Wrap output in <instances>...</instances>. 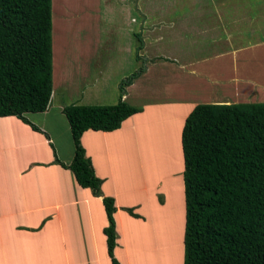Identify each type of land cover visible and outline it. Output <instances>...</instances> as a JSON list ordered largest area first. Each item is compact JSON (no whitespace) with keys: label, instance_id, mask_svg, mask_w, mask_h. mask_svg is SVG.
Wrapping results in <instances>:
<instances>
[{"label":"crops","instance_id":"1","mask_svg":"<svg viewBox=\"0 0 264 264\" xmlns=\"http://www.w3.org/2000/svg\"><path fill=\"white\" fill-rule=\"evenodd\" d=\"M201 4L203 5L198 9V25L188 29L191 31L190 35H182L179 40L171 37L168 43L167 38L162 43L155 41L144 49L139 47L137 59L147 62L133 81L124 85L122 97L116 95V84L114 100L106 104L114 105L119 100L126 103L129 101L130 106L140 108L141 112L127 118L115 131L88 130L82 134L81 145L91 160L95 176L102 180L101 197L93 195L90 189L79 187L72 172L61 166V163L69 165L73 158L70 128L62 114V108L64 105L77 104L71 98L72 87L68 82L71 72L67 75V69L74 66L75 61L80 64L87 60L85 64L88 70L85 72L89 75V64L93 59L88 55L90 51L92 56L98 48H104L106 40L103 41L102 36L90 35L87 39L89 47L80 50L78 55L76 47L69 46L65 50L60 48L57 72L61 70V73L56 81L53 74L48 109L39 115L25 116L40 132L33 131L15 117L0 118V139L4 141L0 154L6 153V156L0 155V264H112L103 234V229L108 225L102 205L104 197L114 200L116 246L113 255L119 264H138V259L146 260L157 252L155 250L159 251L162 244L167 247L162 239L160 241L163 242L159 241L158 244L154 240L152 245L155 250H151L147 241L154 238L153 234L146 239L138 234L136 238L137 227L138 231L142 228L146 235L150 230L155 233L161 218L156 221L158 215L156 213L155 219L153 210H165L167 205L166 201L159 200L146 205L137 201L139 191H149L143 185L144 180L139 187L136 182L132 184V180L141 174V162L137 160L138 157L130 156V160L122 163V154L126 149L125 155L130 154L131 148L141 143V138L150 137L149 129L158 126V134H162L154 136L157 138L154 145L156 151L160 154L164 147H171L173 137V145L178 148L180 155L177 170L180 168L179 172L182 174L184 163L181 132L185 119L195 106L264 103V79L255 74L254 70L256 63L259 65L264 62V39L240 42L237 38L243 36L244 31L235 25L237 22L243 24L247 19L250 25H247L245 31L248 28L255 31L254 17L242 15L237 18L234 5H226V2L206 0ZM99 7L100 5H94L93 9L96 11ZM202 7L206 8L205 12H213L211 17L215 19L216 25L213 23L211 29L209 23H201L200 13L204 12ZM84 10L80 8L81 16L87 11ZM90 13L94 12L90 10ZM86 17L87 15L81 19L77 17L81 24L77 25L75 32L72 31V35L83 29L84 34H88L89 23L85 20ZM52 23L54 35V20ZM190 24L194 25L193 22ZM218 26L223 31L220 35ZM249 32L251 31L244 32V35ZM85 36L88 35L79 37ZM155 47L164 52L155 50ZM130 48H123V54L130 52ZM142 52H149V55L142 56ZM157 68L170 72L171 79L165 75L160 80L165 84L163 88L166 94L154 98L162 90L156 92L148 81L143 80L151 78L153 81L156 78L153 72ZM262 72L264 73V69ZM101 74L98 73L100 76ZM93 77L87 79V84ZM101 79L107 87L106 80ZM155 80L158 82V78ZM120 87L119 85V90ZM102 91L101 86L94 91L99 100L103 95ZM132 101H138L140 105L133 104ZM155 164L158 166V163ZM172 179L177 185L170 186L181 194L179 203L174 202V205L180 207L177 211L184 231L183 177L177 179L180 182L176 180V174ZM128 209L138 217L131 216ZM152 221L154 224L151 227ZM164 222L166 220L161 221V224ZM132 227L134 230L130 233L129 229ZM144 247L148 255L143 252ZM152 258L156 259L157 264H165L161 258L158 261L155 255ZM148 261L149 259L146 262Z\"/></svg>","mask_w":264,"mask_h":264},{"label":"trees","instance_id":"2","mask_svg":"<svg viewBox=\"0 0 264 264\" xmlns=\"http://www.w3.org/2000/svg\"><path fill=\"white\" fill-rule=\"evenodd\" d=\"M52 0H0V118L15 117L40 130L27 114L45 112L53 87ZM134 74L120 84L129 85ZM141 109L64 105L73 144L69 169L77 183L101 197L80 139L88 130L111 132ZM185 203L183 264H264V103L194 107L181 132ZM108 221L107 254L116 231L114 200L102 198ZM131 216L130 209L127 210Z\"/></svg>","mask_w":264,"mask_h":264},{"label":"rangeland","instance_id":"3","mask_svg":"<svg viewBox=\"0 0 264 264\" xmlns=\"http://www.w3.org/2000/svg\"><path fill=\"white\" fill-rule=\"evenodd\" d=\"M202 1L206 0H52V22L54 20V35L52 30V62L55 81L56 79L58 80V76L61 73V70L57 72V65L60 59V48L65 50L68 49L69 46L76 47V49H78L76 54L78 55L80 50L89 47L87 39L90 38V35H100L103 41L106 40L104 48H98V51L94 52L92 56L90 51L88 55L90 59H93L89 64V68H91L89 75L90 77H94L87 84V79L90 78L85 72L88 70L85 64L87 60L82 61L80 64L75 61L74 66L68 67L67 69V75L69 71L71 72L68 82L70 88L72 87L71 98L73 99V103L87 106L98 105L95 102H104L102 105L110 104L114 100V88H116V84H118L116 95L120 97L121 94L118 86L121 82H125V75L128 79V77L141 72L143 64L147 62L137 59L136 52L139 50V47L142 46V49H144L155 41L161 42L163 39L166 40V38L169 39L171 37H175V39L179 40L182 35H190L191 31H188V29L198 25V9L204 4H201ZM213 1L218 3L226 2V5L233 4L235 12L238 13L237 18L242 15H246L248 18L254 17L255 24L253 27L255 31L249 28L245 31L247 25H250L247 19L243 24L239 22L235 24L240 26L244 32L251 31L248 35H244L243 32V36L236 37L240 42H257L264 39V0ZM94 5L95 7L100 5V7L95 11L93 9ZM242 6L246 7L244 8ZM80 8L85 9L84 11L87 10V14L83 13L81 16V12H79ZM222 8L225 9L223 6ZM90 10L94 13L91 14ZM202 10L204 12L200 13L201 23H209V29H211L213 23L216 25L215 19L213 20V17H211L213 12H205V7H202ZM63 15H65L66 18H64ZM85 15H87L85 20L89 23V26L86 25L88 27V34H84L85 29H83L80 32L77 31L79 32L78 34L72 35L79 24L77 17L81 19L85 18ZM191 22H193L194 25H191ZM98 25L100 28H98ZM218 30L220 35L223 32L222 28L218 26ZM80 35L88 36L80 38ZM70 36L71 38H69ZM168 41H170V39L166 40L167 43ZM234 43L238 44L239 42L234 41ZM175 44H178V42H175ZM129 47H131L130 52L123 54L122 49ZM71 49L73 50L75 48ZM155 50L164 52L163 49L160 50L156 47ZM141 55H149V52H142ZM148 62H150V60H148ZM263 69L264 62H260L259 65L256 63L254 69L255 74H258L259 77L261 76L262 79H264ZM98 73H102L101 76L98 75ZM86 75L88 78L85 77ZM153 75L158 78V82L155 80L156 78L153 79V81H151V78H146L143 81H148L149 85L156 92L162 90L159 93L157 92L154 98L164 96V94H166V90L163 88L165 84H162L160 80L164 79L165 75L166 78L171 79V73L165 69L159 70V68H157L153 72ZM101 77L108 83L107 87H105V83ZM99 86H101L103 90V95L100 100L97 98L98 95L94 94V91L97 90ZM137 102L132 101L133 104L140 105ZM128 103L130 104L129 101ZM158 130V126L150 128L148 134L150 137L141 138V143L137 147L133 146L130 154L125 155L126 149L121 157L122 163L130 160V156L138 157L137 160L141 162V167L139 166L141 174L137 175L134 181L132 180V184L136 182L138 186L141 185V182L144 180L143 185H145V188L148 187L149 191H147V193L139 191L137 193V201L141 202L142 205H146L147 203H154L156 200H159L160 202L166 201L167 205V209L165 210H153L155 219L156 213L158 215L156 221L161 218L160 224L155 229V233L150 230L146 235V232L143 233L142 228L140 231H138L139 227L136 228V238H138V234L145 239L146 237L150 238L153 234L154 238L148 239L147 241L151 250H155V246L152 245L154 240L157 242L156 244H158L162 239L167 247L162 244V248L159 251L155 250L157 251L155 254L148 256V262H146L147 259L144 261L138 259L137 261L138 264H157L158 262L156 259L152 258V256L155 255L158 261L161 258V261L165 264H183L184 245L182 239H184V231L182 229L180 213L177 211L180 207L178 208L176 206L177 204L174 205V202L179 203L181 194L170 186L176 184L172 176L176 174V180L179 179V177L182 178L183 171L182 174H180V168L177 170L180 163V155L177 150L178 148L173 145L175 142L173 137H171L173 140V142H171V147L170 145L168 148L164 147L162 151L159 149V151H161L160 154L156 151L154 145L156 144L157 138L154 136H160L162 134H158ZM3 144L4 141L0 139V149L4 147ZM164 144L166 145V142ZM0 155L6 156V153L2 152ZM155 163H158V166H156L157 164ZM177 181L180 182L179 180ZM169 189L172 191H169ZM172 202L173 206H171ZM163 220H166V222L161 224ZM153 224L154 222L152 221L151 227ZM133 230L134 228L132 227V229H129V232L132 233ZM143 252H146L148 255L146 247L143 248Z\"/></svg>","mask_w":264,"mask_h":264}]
</instances>
